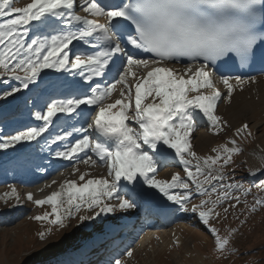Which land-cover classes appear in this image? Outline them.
<instances>
[{"label": "snow or ice", "instance_id": "obj_1", "mask_svg": "<svg viewBox=\"0 0 264 264\" xmlns=\"http://www.w3.org/2000/svg\"><path fill=\"white\" fill-rule=\"evenodd\" d=\"M15 3L0 0V77L7 78L0 79V84L6 85L4 97L21 90L12 81L27 89L44 69L72 73L81 80L54 84V90L64 88V98L51 99L36 111L39 123L34 126L15 133L0 132V150L51 137V144L57 145L55 156L72 162L73 174L81 163L97 166L99 161L107 168V176L85 179L88 173H81L83 183L66 179L44 199L34 200L33 194L27 193L35 205L51 206L50 212L35 219L64 227L65 220L82 210L81 223L136 208L135 200L120 194L121 182H142L184 212L195 214L208 227L217 252H235L228 248V238H222L210 225V219L220 218L217 208L225 203L224 213L241 203L236 193L247 197L253 188L264 191V168L250 170L253 179L245 186L234 175L241 166L234 156L243 151L237 140L229 138L212 148L213 154L200 156L194 151L192 133L205 119L215 135L230 127L216 114L218 102H231L237 86L243 90L244 85L255 82V77L224 74L217 79L210 66L217 67V61L231 66L230 53L247 61L261 38L254 28L257 19L264 18L258 17L264 0H119L115 5L102 0H82L79 4L78 0H31L24 7ZM77 7L86 15H80ZM98 17L107 22L94 19ZM74 42L90 50H74ZM117 61L123 62L109 81ZM182 61L186 62L183 74L164 66ZM216 82L224 85L226 95L222 96ZM117 85L121 98L106 104ZM149 97L151 102L144 103ZM73 116L81 127L73 125L71 131L53 135L58 122ZM234 135L250 137L253 133L244 123ZM59 142H64L63 146ZM172 161L178 162L184 175L175 172L169 179H157L158 165L164 167ZM56 183L52 180L46 187ZM11 195L19 201L15 187ZM196 196L201 199L193 203ZM257 206H264V197H254L249 210L255 212ZM44 235L41 233L42 239ZM115 264L122 261L117 259Z\"/></svg>", "mask_w": 264, "mask_h": 264}, {"label": "rangeland", "instance_id": "obj_2", "mask_svg": "<svg viewBox=\"0 0 264 264\" xmlns=\"http://www.w3.org/2000/svg\"><path fill=\"white\" fill-rule=\"evenodd\" d=\"M28 3L30 0H16L15 6L24 7ZM0 79L7 78L0 77ZM217 86L220 90H225L223 84L217 83ZM0 102L4 103L1 98ZM223 105L226 106L224 102ZM261 107L263 106H258L256 109L251 107L249 109L251 112L245 113L247 116L244 118L245 120H236L224 132L219 135L214 134V140L209 143L208 150H204L206 153L204 151L198 153L200 156L213 154L212 148L227 143L229 138L236 139L243 151L234 156V160L241 165L236 169L234 175L235 179L241 180L245 186H248L253 179L249 175L250 170L264 168V163L259 164L249 156L250 152L247 153L248 157L245 155V152L250 150L255 143L264 147V107L262 109ZM226 108L230 109L229 104ZM239 122L247 123L253 136H235L234 131L240 127L238 126ZM205 130L204 128L199 129L194 135ZM81 170H85V167H80L78 172ZM181 173L183 174L182 171ZM5 192L6 190L0 192V209L13 206L14 200L5 199ZM236 195L241 199V203L236 205V208H229L228 212L224 213L223 207L228 206L225 203L223 207L217 208L220 218L210 219V225L219 230L222 238H228V248L235 249V252H226L225 254L217 252L214 238L209 233L208 227L198 222V218L191 215L190 211L181 210L179 216H183V219L176 225L175 230L173 228L172 231L171 229L148 231V234L143 237V240L132 252V256L127 257L122 264H264V206H257L255 212L249 210L254 203V197H264V191L253 188L252 193L247 197L241 193H236ZM200 199L193 203H198ZM245 200L247 204H245ZM232 203L235 201L233 200ZM31 204L34 203L31 201L26 203L30 210ZM46 211H51L50 205H36L31 213L29 211L30 215L28 213V216L15 226L0 227V264H37L41 259L54 252H61L64 248H73L79 245L84 238L91 234L87 228L88 223L86 221L81 223L79 220V216L85 213L78 214L71 220H65V226L59 227L50 225L45 220L35 219ZM117 214L114 213L112 219H117ZM49 228H51L50 232ZM41 233L45 234L43 239ZM174 235L176 243L180 242L177 246L173 244V241L175 242Z\"/></svg>", "mask_w": 264, "mask_h": 264}, {"label": "bare ground", "instance_id": "obj_3", "mask_svg": "<svg viewBox=\"0 0 264 264\" xmlns=\"http://www.w3.org/2000/svg\"><path fill=\"white\" fill-rule=\"evenodd\" d=\"M30 2H31V0H30ZM81 2H82V0H78V4L81 3ZM78 9L80 11L79 14L85 15V13L82 10H80V8H78ZM90 18H93V17H90ZM94 19H97L98 21H103L105 18L104 17H98V18H94ZM173 69H176V68H173ZM176 70H178V69H176ZM44 71L50 72V73L54 74L56 77L58 76V72L55 69H44L43 72ZM63 75L65 77L67 76V79L70 80V81L81 80V78L79 76H74L72 73L71 74L69 73L67 75L63 74ZM109 76H113V75H109ZM109 76H108V79H110V81H112L114 79V77L111 79V77H109ZM255 78H256L255 82L254 83H248V84L244 85L243 90H241L239 86H237L235 88V91L233 93V97L231 98V102H229V108H230L229 110L226 108L227 105L226 106L223 105V102L220 103V106L219 105L217 106L216 114L220 115L223 120L227 121L228 122V126L233 125L236 122V120H240V121L245 120L244 118L247 117L245 113L250 111L249 109L251 107L253 109H256V107H258V106H263L264 107V76H259V77H255ZM35 82L36 81H34L32 84H34ZM130 82H133L131 80V78H130ZM11 83L14 84L13 81ZM119 88H120V86L117 85V90L115 91L116 94H115V96L113 97V99L109 103H113L116 99L121 98L120 95H119ZM202 91L207 93L210 90L209 89H202ZM225 93H227V89H226ZM0 95H1V93H0ZM19 98H23V100L19 101ZM30 98L31 97H28V99H30ZM27 101L28 100H26V95L23 94V93H18L17 98H14V99H12L10 101L8 100V102L13 103L15 106L16 105L22 106L24 103L27 104ZM8 102H6L5 106H3L0 109V114L4 115V114H7V113H10V112H6V110H5V107L7 106ZM149 102H151V98L149 99L148 102L146 101L144 103H149ZM132 106L134 108V101H132ZM263 107H261V109ZM252 111H254V110H252ZM129 114H131V110L129 111ZM2 115H0V117ZM26 122H28V120ZM242 123H244V122H239L238 123L239 125L238 124L237 125L241 127ZM23 124H24L23 121L18 123V125H23ZM200 124H204V122H201ZM15 128H16L15 125L11 124L6 129H4V132H6V133H10L11 132L12 133L13 132L12 130H14ZM225 130H227V126L225 127ZM192 136H193V133H192ZM193 137H194V139L192 140V144H193L194 151H196L197 154L199 152H203L204 150H206L208 148L209 143L212 140H214L213 135L211 133L205 132V131L199 132L198 134L194 135ZM20 145L21 144L16 145L15 147H10V148H8L6 150H0V152L1 151H4V153L7 152L8 154H6L7 157H5V158L10 157V160H14V159H16V158H13V156L16 154V150L15 149H17L18 146H20ZM228 146L232 147L231 144H229ZM261 147H262L261 144L257 143L256 147L253 150H251L250 153H249V156L251 158H253V160L255 159L259 164L263 163V161H264V151H263V149ZM169 151H171V150H169ZM204 152L206 153V151H204ZM81 154L83 155V153H81ZM2 155H3V153H0V156H2ZM5 158H3V159H5ZM168 164L169 165H166V166H169V167H166V169H164L162 172H160V174L157 175V179H169L170 176L173 173L179 172V170L182 169L181 166H179L178 162H176V161H172V162H170ZM98 165L100 166V164H98ZM100 167H101L99 169L100 173L101 172L107 173L106 166H100ZM68 177L69 176H66L65 179H67ZM65 179L64 180H61V179L57 180L58 184L62 183L63 181H65ZM46 182H45V184L43 183L44 185L41 184L38 187L35 186V187H32V188H29V192H31L33 194V199L34 200H36V199H44L48 195L51 194V192L47 191V187H46V185L50 184L51 181L47 180ZM132 183H133V187H137L138 190H140L142 193L147 194L146 197H150V198L154 199L156 202L163 201L164 203H172V205L176 207V210L178 208H180L179 205L174 204L172 201H168L167 198L164 197L163 194L160 193L157 189L149 188L148 185L143 184L142 182L139 183V184L136 183V182H132ZM40 189H43V191H40ZM58 189H59L58 187H55V189L53 191H56ZM5 190H7L5 192V195H4L5 199H9L11 197L16 198L15 195H11L12 188H10L8 190V188H6V184L0 182V192L5 191ZM29 192H27V193H29ZM27 193H24V191H21V194L19 195V201H17V199H16V203H15V205L12 208H10L8 210L0 209V217L6 218V216H8V215H13L15 213L25 212L26 215L24 216V218H26V216H28V213L30 211V208H28L26 206V203L29 201L27 199ZM6 194H8V195H6ZM150 207H151V205L146 206V207H143L141 205L140 206V211L142 209V211L145 212L146 209L149 210ZM135 213L137 214V212H135ZM142 215H144V213ZM173 216L171 218V221L176 219V214L175 213H174ZM104 232H105V230H104ZM92 238L93 239H97V240H101L102 239L100 235L97 236L96 234ZM82 257H85V256L84 255H79L78 257L73 258L71 261H68V264H78L79 261L77 259H81Z\"/></svg>", "mask_w": 264, "mask_h": 264}]
</instances>
